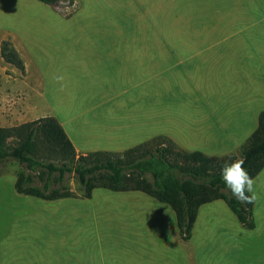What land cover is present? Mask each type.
<instances>
[{
	"label": "rangeland",
	"instance_id": "obj_1",
	"mask_svg": "<svg viewBox=\"0 0 264 264\" xmlns=\"http://www.w3.org/2000/svg\"><path fill=\"white\" fill-rule=\"evenodd\" d=\"M211 7L209 0H75L73 7L60 8L40 0H0V127L33 121L30 110L45 117L63 108L75 81L72 68L60 61L69 58L70 45L88 42L89 35L82 32L85 24L92 29L111 14L119 25L107 32L92 29L99 38L94 43L133 44L115 31L134 29L135 24L137 44L153 49L138 51L130 78L121 81L137 82L136 108L152 111L144 115L153 131L183 125L198 147L195 151L214 156L233 146L224 154L239 158L264 111V32L257 30V37L237 28L247 20L241 18L242 12L230 21L236 29L231 24L217 28L210 14H219ZM178 20L186 46L183 63L177 52L167 61V52L157 48L176 43L172 33ZM4 40L18 50L24 72L2 58ZM146 54L152 55L151 63ZM141 60L143 66L138 65ZM163 64L166 70L154 74ZM105 80L94 81L95 89L89 92L104 91ZM76 84L83 89L91 85L81 79ZM196 111L206 120L200 131L191 128L204 122L192 120ZM15 137L9 142L18 143ZM23 170L14 160L0 164V264H264V169L252 185L255 228L242 226L228 204L218 199L200 207L188 242L179 239L172 207L150 195L98 187L90 198L44 200L16 191L13 179ZM67 183L80 193L72 175ZM80 214L83 222L76 218ZM147 215L153 221L147 224L152 228L149 234L138 222Z\"/></svg>",
	"mask_w": 264,
	"mask_h": 264
},
{
	"label": "trees",
	"instance_id": "obj_2",
	"mask_svg": "<svg viewBox=\"0 0 264 264\" xmlns=\"http://www.w3.org/2000/svg\"><path fill=\"white\" fill-rule=\"evenodd\" d=\"M55 8L73 7L75 0H40ZM1 56L8 64L25 71L24 61L10 40L1 44ZM18 143H10L15 137ZM16 138V137H15ZM39 139H42L45 153ZM235 154L210 156L202 151H187L164 135L140 143L122 152L91 151L77 153L63 125L55 116L40 117L14 127H0V164L14 160L24 167L15 182L18 193L44 200L66 197H92L95 188L114 191H142L169 204L176 214L182 240L192 238L199 208L222 199L246 228H255L253 199L242 204L231 197L220 169L233 160L243 159V167L255 178L264 168V111L258 126ZM72 175L79 191L72 190Z\"/></svg>",
	"mask_w": 264,
	"mask_h": 264
},
{
	"label": "crops",
	"instance_id": "obj_3",
	"mask_svg": "<svg viewBox=\"0 0 264 264\" xmlns=\"http://www.w3.org/2000/svg\"><path fill=\"white\" fill-rule=\"evenodd\" d=\"M209 4L212 5L211 12L213 14H219L214 17L212 14H210V16L216 20L215 24L217 28L231 24V29H236L233 28L234 23H230V21L236 20L237 18L234 17V15L240 14L242 12L241 18L244 19L246 16L247 20L243 22V25H238L237 28H246L248 30L247 32L252 33L253 36H257V30L264 32V0H209ZM214 6H217V8L215 11H212ZM118 25L119 23L115 22L113 15L109 14L104 15L103 21L100 24H96L92 29L98 27V29H101L100 31L103 30V32H107L109 31V28ZM83 27L84 30L82 32H85L87 35H89L88 39L91 40V42L88 40L87 43L70 45L69 53L70 51L71 53L67 54L69 58L60 61V65L72 68L70 69V72L73 73L75 83L71 87L72 90L66 95L68 97L63 108H55V111L54 109L52 111L53 114H48L50 116L54 115L63 125L68 137L73 142L77 153L85 154L98 150L122 152L140 143L148 141L157 135H165L174 140L183 149L195 151V149L198 147L192 145L190 142V134L185 132L183 125L174 126L177 129L171 127L169 129L160 128L153 131L151 121H148L144 115L145 112L148 115H151L152 111H141L136 108L137 94L135 90L137 88V82H129L128 84L121 82L122 80L127 81L130 78L131 66L137 65L138 51L143 52L144 50L146 53H149V51L153 52L152 47L149 45L137 44L135 24L134 29L130 28L124 32L115 31L118 36H121L124 40H128V42H134L133 44L129 45V43L125 41V45L119 47L110 44L104 45V43H94L93 41L99 39L97 34H93L94 31L92 29H88L89 24H85ZM114 30L112 31L114 32ZM172 35L176 37L175 44L167 43L160 45L157 48H159V51L161 52H167V61L168 57H171L170 54L177 52L178 62L180 60L183 63V58H185V56H183L181 52L186 49V46H184L180 37L179 20L177 23L176 33H172ZM249 42L252 43V40H249ZM218 43L214 42L215 45ZM244 49L247 51L250 49V47ZM147 57H150L148 62L151 63V58L153 59L152 55L146 54L145 58ZM143 60H141L138 65L143 66ZM165 64H163L162 67L160 66L155 68L156 72H154V74L157 73L158 76L159 73L165 71L166 68L163 69ZM148 78L150 81H152L154 75H151L150 73ZM80 79L83 80V82L88 81V83L91 84V87L86 86L88 89H83L81 87L74 86L77 85L76 83H78ZM98 79H107L105 80V90L102 91L97 87L98 92L95 91V93H90L89 89H95L96 84L94 81H97ZM34 112L35 110H30V112H28V116L32 117L33 120L43 117L36 115ZM162 114L163 112L160 113V115ZM198 118L204 121V118H200L196 111L192 120L196 122ZM205 122L206 120L196 125L193 123L191 128L200 131L203 128V123ZM256 128H253L252 130L254 131ZM236 143L234 144V147ZM232 148L233 146L223 152H216L217 154L215 153L214 156L227 155L224 153L231 152ZM260 173L252 180L259 178V176H261ZM14 177L13 183L15 184L17 176ZM130 192L134 193V195L140 194L139 192L142 193V191L138 190H133ZM138 208H143V211H146L144 210L145 207L143 206H139ZM80 209V212L85 214L86 210L83 211L82 206ZM200 209L201 208H199L193 232H195L198 224ZM135 215L136 214H132V217L138 218ZM173 216L176 217V214ZM63 217H65L66 220H71L67 215L63 214ZM147 217H149V219ZM76 218L78 222H80V220L83 222V214H80V216L78 215ZM138 222H143L142 226H140L144 228V233H152V228H150V226L147 229V224L153 222L150 216L147 215L144 217V219L138 220ZM70 223L76 222L70 221ZM240 224L242 225L241 222ZM161 236H163L162 233L159 235V237ZM179 239L182 242H188L182 240L180 235ZM85 260L87 261V258H85L84 261Z\"/></svg>",
	"mask_w": 264,
	"mask_h": 264
},
{
	"label": "clouds",
	"instance_id": "obj_4",
	"mask_svg": "<svg viewBox=\"0 0 264 264\" xmlns=\"http://www.w3.org/2000/svg\"><path fill=\"white\" fill-rule=\"evenodd\" d=\"M243 164V159L225 164L220 169V178L231 197L245 204L250 203L254 195L252 194L253 180Z\"/></svg>",
	"mask_w": 264,
	"mask_h": 264
}]
</instances>
